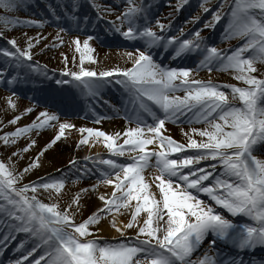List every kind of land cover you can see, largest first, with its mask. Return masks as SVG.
Masks as SVG:
<instances>
[{
    "label": "snow or ice",
    "instance_id": "6c2138e0",
    "mask_svg": "<svg viewBox=\"0 0 264 264\" xmlns=\"http://www.w3.org/2000/svg\"><path fill=\"white\" fill-rule=\"evenodd\" d=\"M21 3L22 0H0V9L6 12L16 11ZM127 3L130 7L123 14L122 19L118 17L122 25L128 24L127 31H122L119 27H116L115 31L119 32L126 41H143L145 45L143 50L135 46L137 55L133 67L126 71L117 69L99 73L85 70L83 67L78 72L66 70L61 75L71 77V80H57L56 83L62 85L76 82L74 86L80 88L82 93L96 96L99 86L108 82L104 78L114 75L126 77L125 80H117V82L130 94L135 113L134 118L126 113V118L129 123H135L137 126L123 133L125 137L123 144L128 146L127 152L131 156V162L121 163L107 158L96 163L107 166L105 169H97L100 173L99 182L114 187L111 198L99 196L106 205L103 211L111 213L113 208L119 211L120 208L128 207L131 201H136L132 219L125 225L128 229L136 226L137 216L141 212L148 214L143 226L139 227L135 244H113L107 241L100 243L96 239H82L93 235L89 231V226L99 223L101 219L99 214L94 213L86 221L75 224L68 212L60 211L58 205L45 204L35 195L31 197L25 195L29 191L36 193L38 190L36 186L25 185L15 188L14 185L19 177L14 176L3 162H0V200L6 203H0V227L28 233L43 244L49 245L54 251L49 252L51 259L47 264H243V258L219 261L205 254L203 259L192 261L190 257L209 234L213 237L209 241L210 246H215L216 240L219 239L230 242L240 250L264 247V160L256 155L257 152L264 150V79L253 75L257 72L255 65L264 64V0H233L230 9V35L247 37V41L243 46L233 50L230 55L219 53L215 47H206V54L201 61V66L209 67L210 71L211 65L216 62L217 70H232L237 73L234 79L247 87H228L231 88L233 100L238 99L242 106L229 104L226 93L210 82L189 81L191 69L167 68L157 64L153 60L151 49L163 47L167 50L176 43L175 38L167 39L157 35L147 23L143 26L138 25L137 18L144 9L135 6V0H127ZM219 18L217 13L215 19L219 20ZM144 19L147 20L146 17ZM0 23L5 26H15L21 22L3 16L0 17ZM158 26L163 30V25ZM195 35L199 37V32ZM95 38L88 36L83 41V47L78 38L73 41L76 51L81 53V65L84 63L85 54L94 51L89 46V41ZM7 43L14 51L0 49V55L18 62L17 67L22 66L23 61L32 59L31 41L28 49L25 50H21L14 39L8 40ZM199 47V44H193L192 40L185 39L175 48V55L178 57ZM250 49L253 50V54L245 58L243 54ZM126 55L129 59L133 58V52H127ZM87 58L93 63L96 62L90 55ZM2 75L3 73H0V76ZM177 81L179 83H176ZM6 82L11 84L13 81ZM177 91H184L185 97L175 96L174 93ZM146 101L161 109L164 118L157 116ZM189 101H195L196 104L203 106L197 122H201L202 119L211 130L197 133L201 137H207L206 142L197 143L195 140H190L187 144V148L197 149V152L170 158L173 154L186 152V147L162 135V129L166 120L179 119L181 115H185L195 107L189 104ZM44 103L48 107L55 108L56 111L40 112L37 117L38 123L33 122L30 126L6 133L0 136V141H3L6 147L14 144L17 139L34 130L39 131L46 126H54L52 122L60 120L57 112L68 115L76 107L75 97L71 93L53 95L46 98ZM9 107L15 108L11 100ZM27 111L30 112L32 109ZM142 112L151 115L153 123L149 124L141 119ZM213 113L216 115L213 116ZM209 117L212 119L210 120ZM20 118L17 116L9 123L16 124ZM217 119L222 123H217ZM74 127L75 125L67 122L60 123L58 134L46 144L44 151L51 149L64 138L66 130ZM79 132L88 134L87 137L80 139L79 145L88 144L89 137H103L104 146L111 151L112 156L123 157L126 154V149L116 144L119 133L110 136L91 128H80ZM157 141L159 151H146L147 146ZM34 143L21 151H29ZM131 153L136 154L131 155ZM43 154L42 151L40 155ZM153 158H155L154 164L151 163ZM209 159L220 163L224 169L221 173L222 177L235 178V182L217 178L213 187L205 186L202 182L209 179L210 173L202 167L197 169L191 166ZM38 160L39 157L25 168L24 172L27 173L32 168L38 167ZM72 163L75 165L76 161ZM149 167H155L159 173L154 177L158 181L155 187L160 195L159 200L150 191V185L143 175ZM185 168H188V174L184 173ZM40 187L59 193L64 187V182L54 180L45 182ZM216 187L223 188L226 195L217 193ZM192 190L207 194L216 205L226 209L232 217H247L251 223H235L215 212L212 207L204 205ZM83 191L86 192L88 189ZM78 202L79 194L73 200V203L78 204ZM4 216L7 217V221ZM186 216L189 219L186 220ZM154 217L157 221H164L166 228L153 227ZM116 230L122 232L120 228ZM161 231L165 233L162 237L158 235ZM8 238V236L4 237L5 240ZM16 264H22V261H17ZM36 264H40V261L37 260Z\"/></svg>",
    "mask_w": 264,
    "mask_h": 264
},
{
    "label": "rangeland",
    "instance_id": "374dc122",
    "mask_svg": "<svg viewBox=\"0 0 264 264\" xmlns=\"http://www.w3.org/2000/svg\"><path fill=\"white\" fill-rule=\"evenodd\" d=\"M95 5L98 6V10L95 9ZM232 5L233 0H187V2H184V0H135V6L144 9V12L137 18L136 22L140 26L147 23L157 35H162L167 39L175 38L176 43L169 46L167 50L163 47H153L151 49L153 60L157 64L167 68L191 69L189 81L210 82L226 93L229 104L242 106L238 99L233 100L231 88L228 87H247L242 82L234 79L237 73L232 70H217L218 64L216 62L211 65V71L209 67L201 66V61H203L206 54V47H215L219 53L230 55L233 50L243 46L247 41V37H233L230 35L229 24ZM129 7L127 0H22L20 7L16 11L6 12L0 9V17L8 16L10 19L21 22L15 26H5L0 23V33H2L0 49L14 51L12 46L7 43L8 40L13 39L21 50L28 49L29 41L33 45L30 50L32 59L23 61L20 67L16 66L18 62L12 60V58H10L11 61H8L7 58L0 55V73H3L0 76V136L15 132L17 128L30 126L33 122L38 123L37 117L42 111H49L50 113L56 111L55 108L48 107L44 103L50 89L56 85L57 91H65L66 88L74 86L76 83L57 84V80H71V77L61 75L64 71L78 72L81 67L97 73L117 69L120 71L131 69L137 55L135 46H139L143 50L145 45L140 40L135 42L126 41L119 32L115 31L116 27L121 28L122 31H127L128 24L124 23L122 25L121 19ZM217 13L220 17L219 20L215 19ZM82 14H87L88 16L83 18ZM118 17L121 19H118ZM144 17L147 18L146 21ZM41 24L42 26H38ZM158 25H163V30ZM197 32H199V37L195 35ZM88 36L96 37L89 41V46L94 51L90 54H85L84 63L81 65V53L76 51L73 41L78 38L81 41V47H83V41ZM185 39L192 40L193 44H199L200 47L190 52L182 53L177 57L175 48ZM127 52H133L132 59L128 58ZM252 54L253 50L250 49L243 55L248 58ZM88 55L96 62L90 61L87 58ZM65 57L67 58L66 61ZM12 63H14L13 70H11ZM255 67L257 72L253 73V75L259 79H264V64H256ZM104 79L108 80L110 88L114 92L113 100L116 102L110 104L108 111L102 107L104 114H100L97 109L92 111L78 109L80 113L70 112L68 115L57 112L60 115V120L52 122L54 126H46L39 131L34 130L7 147L3 141H0V162H3L14 176L19 177L18 182L14 185L15 188H21L25 185L36 186L38 189L36 193L29 191L25 195L29 197L35 195L38 200L45 204L58 205L60 211L68 212L75 224L78 225L86 221L94 213L99 214L101 217L99 223L89 226V231L93 235L82 239H96L100 243L107 241L113 244L125 243L134 245L139 227H141L139 220L147 215L146 212H141L137 216L136 226L131 229L127 228L129 231H134V234L132 233L128 237L115 239L113 236L101 234L105 227L116 231L117 221H121L124 224L130 222L135 212V206L130 203L126 208H120L119 211L113 208L111 213H107L103 211L106 205L100 201L98 202L100 204L98 206L99 209L97 208V198L101 195L111 198L114 187L99 182L100 173L97 169H105L107 166L96 162L107 158H112L121 163L131 162L130 159H125L128 153V146L123 144L125 139L123 133L129 128L137 126L135 123H129L126 118V113L132 115L133 118L135 117L131 101L121 103L124 102V97L122 96L124 93L128 96L126 99L131 100L128 91L122 84L117 82V80H125L126 77L114 75ZM7 80H12L13 82L9 84L6 82ZM31 80L37 85L39 91L43 89L44 99H34L33 92L35 90L28 87ZM49 82H52V84L50 85ZM176 83H179V81ZM77 89L81 90L78 87ZM102 93L109 95V88L105 87L104 84L99 86L96 96L89 95L88 97L84 95V103L86 105L103 104L99 100ZM117 94L122 97L120 98ZM174 95L184 98L186 93L177 91ZM9 100L15 104V108L9 107ZM146 103L150 105L157 116L164 118V113L161 109L151 104L150 101H146ZM189 104H193L195 107L191 111H187L185 115H181L179 119L166 120L164 129H162V135L172 138L178 143L185 145V147L190 140H195L197 143L206 142L207 137H201L197 133L211 130L209 125L202 119L201 122H197L200 113L203 111V106L196 104L195 101H189ZM28 109H32V111L29 112L27 111ZM77 113L79 114L77 115ZM215 115L216 113H213V116ZM17 116L21 118L16 124L9 123ZM141 119L146 120L149 124L153 123L152 116L146 112L141 113ZM209 119L211 120L212 117H209ZM66 122L75 125V127L66 130L64 138L58 141L51 149L44 151L46 144L58 134L59 124ZM216 122L222 123L218 119ZM141 126L143 127V125ZM80 128L103 131L110 136H116L119 133L120 136L117 137L116 144L126 149L125 156H112L111 151L104 146L103 137L97 138L93 136L88 138L89 142L97 143L96 147L89 144L79 145L80 139L88 136L86 132L81 134L79 132ZM193 130L196 131L194 132ZM33 142H35L34 146L29 151H21ZM150 147H154L155 151L160 150L158 141L153 145L147 146L148 149ZM42 151L44 154L40 155ZM197 151V149L186 147V152L173 154L170 158L183 157L186 154H194ZM17 152L19 155H14ZM256 155L259 159L264 160V150L257 152ZM37 157H39V166L25 173L24 169L36 161ZM73 161H76L75 165H73ZM153 161H155V158H153ZM191 167L197 169L202 167L207 173H210L209 179L202 182L205 186L213 187L217 178L235 182V178L221 176L224 169L218 161L204 160L200 161L199 164L194 163ZM183 171L188 174L189 170L185 168ZM146 172L148 173L149 181H152L150 187L158 191L155 187L158 181L154 177L159 175V173L155 167H149L143 175ZM190 178L194 179L195 177ZM54 180H62L64 182V187L59 193L52 189L45 190L40 187L43 183ZM84 189H88V191L85 192L83 191ZM215 190H218L217 193L226 195L223 188L216 187ZM192 191L198 199L204 202V205L212 207L215 212L224 215L235 223H251L247 217H232L226 209L216 205L215 201H211L207 194ZM157 193L160 199L159 192ZM78 194V204L73 203L74 198ZM117 195L120 194L117 193ZM0 203L6 202L0 200ZM3 218L7 221L6 216ZM164 219L166 220L167 217L165 216ZM187 219L189 217L186 216ZM12 223L16 222L12 221ZM158 225L162 229L166 228L164 221H159ZM158 225L153 223V227ZM164 234L162 231V236ZM5 236L9 238L5 240ZM141 239H144V237H141ZM211 239L213 237L208 236L202 245L207 248V246H210L209 241ZM216 241L221 244L219 246L220 250H227L219 253L220 257L215 255L213 258L219 261L237 259L239 254L233 255L231 248L234 246L230 242L219 239ZM258 248L264 249L261 246H258ZM33 249L35 250L33 251ZM51 251L54 250L49 245L43 244L38 238L28 233L15 232L9 228L0 227V264H16L17 261H22V264H36L37 260L40 261V264H47V261L51 259L49 256ZM245 251L248 250L246 249ZM245 253L243 256L246 255ZM205 254L207 253L201 251L199 256L196 257L192 253L190 259L198 261ZM26 256L27 259H25ZM210 256H212L211 253ZM254 258L258 260L259 264H264V253L257 254Z\"/></svg>",
    "mask_w": 264,
    "mask_h": 264
},
{
    "label": "bare ground",
    "instance_id": "6f19581e",
    "mask_svg": "<svg viewBox=\"0 0 264 264\" xmlns=\"http://www.w3.org/2000/svg\"><path fill=\"white\" fill-rule=\"evenodd\" d=\"M79 113H77V115H78ZM90 146H97V143L96 142H89L88 143ZM146 151H148V152H153V151H155V148L154 147H150L149 149L147 148L146 149ZM136 153H131V155H135ZM125 159H130L131 160V156L129 155V153H127L126 154V156H125ZM151 163L152 164H154V162H153V160L151 161ZM147 173V172H146ZM144 174V176H145V180H146V182H148L149 183V185L150 184H152V181H149V178H148V173L147 174ZM151 186V185H150ZM150 191L152 192V193H154L155 194V197H156V199H158L159 200V197H158V191H156L154 188H152V187H150ZM216 192H218V190H215ZM209 199L211 200V198L209 197ZM101 200L99 199V198H97V203L98 202H100ZM212 201V200H211ZM142 203V202H141ZM131 204L133 205V206H135L136 205V201H131ZM100 204L98 203V205H97V208L99 209V206ZM148 215V214H147ZM147 215H145V217H143V219H140L139 220V224H140V226L142 227L143 226V221L145 220V219H147ZM117 221V220H116ZM153 223H155L156 225H158L159 224V221H157L156 220V218L154 217L153 218ZM125 225L126 224H124L123 222H121V221H117V226H116V229L117 228H120L121 230H122V232L121 231H114V230H110L109 228H107V227H105L104 228V230H102V235H109V236H113V238H115V239H117V238H121V237H128L129 235H131L132 233L134 234V231L132 230V231H129L126 227H125ZM156 227H160L161 228V226H156ZM123 233V234H122ZM158 235L159 236H161L162 237V231L161 232H159L158 233ZM210 237V236H209ZM212 237V236H211ZM214 246H210V247H208V248H206L205 250H203V251H208V252H211V251H214V254H218V250L216 249H214L213 248ZM204 248V245H200L193 253L195 254V255H197L202 249ZM233 250H237V251H239L240 249H233ZM207 254H209V253H207ZM246 259V258H245Z\"/></svg>",
    "mask_w": 264,
    "mask_h": 264
}]
</instances>
